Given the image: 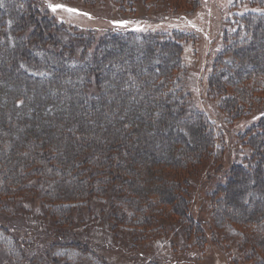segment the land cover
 I'll list each match as a JSON object with an SVG mask.
<instances>
[{"label": "trees", "instance_id": "trees-1", "mask_svg": "<svg viewBox=\"0 0 264 264\" xmlns=\"http://www.w3.org/2000/svg\"><path fill=\"white\" fill-rule=\"evenodd\" d=\"M234 3L206 77L229 121L264 109V0ZM181 38L97 36L56 22L31 0H0V205L38 201L61 229L75 209L105 198L116 225L145 231L160 216L185 236H202L191 197L219 175L207 193L214 221L245 232L264 264V196L237 214L231 188L249 173L251 191L264 194V113L239 132L234 155L218 154L215 125L189 113L181 91Z\"/></svg>", "mask_w": 264, "mask_h": 264}, {"label": "rangeland", "instance_id": "rangeland-1", "mask_svg": "<svg viewBox=\"0 0 264 264\" xmlns=\"http://www.w3.org/2000/svg\"><path fill=\"white\" fill-rule=\"evenodd\" d=\"M31 1L56 22L97 36L109 32H177L182 37L179 75L188 112L204 113L215 125L221 150L218 153L217 149V153L225 154V159L234 155L231 149L239 150V132L248 129L264 113L262 108L253 111L249 118L229 121L220 111V98L208 91L206 77L221 48V32L228 28L225 22L232 17L235 0H103L90 7L71 0ZM93 89L91 86L90 90ZM219 178H208V183L202 182L201 187L193 190L191 199L196 211L190 214L205 229L200 232L202 236L192 230L195 236H185L174 220L160 216H155L145 231L116 225L105 198L75 209L70 224L61 229L40 210L38 201H25L20 207L3 203L0 264H257L259 256L252 254L243 242L245 232L213 219L207 193L216 187ZM253 187L249 173L231 186L237 214L243 208L253 210L260 195L264 196L251 191ZM247 198L252 206L246 205Z\"/></svg>", "mask_w": 264, "mask_h": 264}]
</instances>
